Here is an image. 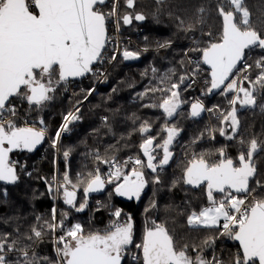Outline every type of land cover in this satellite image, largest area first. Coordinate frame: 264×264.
<instances>
[{"label": "snow or ice", "instance_id": "snow-or-ice-1", "mask_svg": "<svg viewBox=\"0 0 264 264\" xmlns=\"http://www.w3.org/2000/svg\"><path fill=\"white\" fill-rule=\"evenodd\" d=\"M135 3L136 0H125L126 7L130 9L135 7ZM164 3L165 0H156L157 5ZM105 4L106 0H0V181L15 184L19 180L16 166L9 160V153L14 149L32 151L45 136L44 129L17 127L11 119L4 120L5 111L12 116L16 114L11 98L19 97L29 105L42 106L53 99L51 93L56 91L57 86L67 82L70 77H83L93 72L92 65L103 60L109 18H117V29L120 20L124 25H129L133 20L146 19L142 12L119 15V0H113L108 12L99 7ZM160 10L158 7L157 12ZM215 10L222 21L218 35L214 37L211 30L204 32L201 29V35L208 37L206 46L200 47V42L194 39L195 46L189 51H198L202 63L210 69L208 92L220 89L228 81L222 91L236 94L229 101L233 106L232 110L223 115L222 119V123L229 124L232 132L236 133L240 121L235 105L239 102L243 106H256L255 93L264 89V56L255 60V68L259 72L256 79L251 80L247 73L253 68V64L247 63L246 51L264 49V11L253 21V13L246 6L245 0H220ZM197 12L203 14L205 9L201 7ZM172 14L169 12V15ZM176 19L180 25H185V20L180 16ZM205 23L203 15H197L195 21L187 24L184 30L193 31L197 25ZM166 46L167 42L159 44V47ZM138 57V52L123 51L125 60ZM111 59L114 60L115 56ZM189 63L195 65L192 70L194 77L202 70L200 62L189 60ZM237 74L242 78L230 79ZM185 79L186 77L181 76L180 82L183 83ZM244 81H248L251 88L244 87ZM178 88L179 84H172L170 96L159 105L169 117L179 106V93L175 91ZM88 95H91V90ZM191 108L193 117L205 110L200 102L193 103ZM77 119L79 117L72 112L64 116L65 123L56 132L53 147L60 139L61 132L67 131L68 124ZM40 123L43 124V120ZM165 130L167 139L163 144L154 145L152 137L144 139L140 144V149L147 158L146 163L139 157H129L121 164L115 157L103 160L97 153L98 161L110 165L107 178L97 168L94 173H88L86 178L78 177V183H73L65 172L63 182L57 185L56 191L63 192V202L76 212L84 211L88 194L101 191L106 183L115 185L116 196L139 200L149 183L143 169L146 167L152 173H157L158 168L162 169L172 158L169 145L177 135V130ZM148 131L147 123L141 126V133ZM219 134L226 136L225 128H220ZM227 139H234V135H228ZM244 143L241 139L240 144ZM157 147L162 149L163 156L158 163H154L156 156L153 152ZM259 147L257 139H251L247 149L239 151L235 161L227 155L224 147L216 150L218 158L214 161L208 158L210 153L193 154L183 170V183L202 188L208 201L207 207L188 214L187 224L190 227L217 230L218 236L205 239L204 246L213 245L221 236L237 241L239 249L228 264H264V177L258 172L254 160ZM68 155L65 151L64 156L67 158ZM129 164L132 167L126 171ZM152 183H161L158 174L154 176ZM79 184L85 185V200L77 205L76 190ZM175 184L176 181L173 182V187ZM52 190L49 185L48 191L51 193ZM3 194L7 195V192ZM217 194H220L219 199ZM156 207L153 200L145 212ZM112 216L114 219L104 230L85 232L81 223L65 228L68 213H63L58 220L57 210L53 207L51 219L44 220L39 227L33 226L26 239L39 241L45 231L54 234L60 230L61 234L53 240L56 261L39 257L35 252L30 254L27 247L17 246V240L9 242L6 234L0 236V264H122L131 251L130 246L142 253V257L132 254V259L139 264H225V261L215 255L211 259L205 258L201 254V246L185 244L177 247L165 224H157L155 221L151 222L150 227H145L140 243H134L131 215L127 214L126 219L121 222L122 210L116 208ZM36 219L40 221L42 217ZM12 252L19 253L20 259L10 261L8 253Z\"/></svg>", "mask_w": 264, "mask_h": 264}, {"label": "rangeland", "instance_id": "rangeland-1", "mask_svg": "<svg viewBox=\"0 0 264 264\" xmlns=\"http://www.w3.org/2000/svg\"><path fill=\"white\" fill-rule=\"evenodd\" d=\"M252 1V0H250ZM257 4L252 8L251 12L253 13V21H256L257 17L260 16V13L264 11V0H256ZM255 1V2H256ZM248 4H246L247 6ZM162 7L161 5H158ZM208 5L205 2L204 9L207 10ZM124 7L121 9V11L124 12ZM125 13V12H124ZM204 14V13H203ZM157 16H159V12H157ZM259 27V25L257 24ZM220 27H221V20H220ZM219 26L214 27V37L218 35L219 33ZM210 26L198 28V25L193 30V34L184 41L183 45L184 47L189 45L192 47L193 40L199 41L200 44H204L206 46L207 43V36L201 35V29L202 30H208ZM183 47V48H184ZM182 50V49H181ZM180 50V53H181ZM153 50H148L146 53L142 56L143 61L140 65L136 67H126L123 69H120L117 71L116 75H114L110 81H109V88L105 91H97V93L94 91V89L91 90V95H88L87 92H83L81 95L75 97V94H73L72 89L67 88L66 93L67 94H73V99H69L67 97H64V91L61 84L57 86L56 91L54 93H51L53 96V99L50 101L45 102L42 106H35V105H29L26 101L20 99L19 97L17 100L19 102H22L24 107L22 110L24 111V117L30 118L31 121L34 119H41L43 122L46 123L48 129L43 124H40L38 128L43 129L45 128V136H44V145L43 149L41 148L39 151L35 153L26 152L22 149L17 150L11 155L10 162H13L17 169V174L19 176V180L16 182L15 187L19 190H28L30 189L29 193V200L28 204H31L38 195V191L40 185L38 182L41 181V183H47L48 185H51L53 188V193L51 196L45 194L42 192L38 198H49L51 199L50 202L52 203V209L53 207L57 210V219L62 218V214L67 212L68 217L65 220V228L70 227L74 223H81L84 226L85 232L89 231H102L97 230L93 227L91 221H85L84 219H90L95 214L94 211L96 208L100 207L102 204H104V207L108 209L110 220L106 227L112 222L114 217L112 216V212L118 208L115 203L112 202V199L114 198L113 194V186H110L103 194L100 195V198L92 199L90 201H87V207L82 212H76L75 209L73 210H65L62 208L60 209L61 198L63 197V192H57L56 188L59 183L63 182V176L61 175L62 171L60 168V164L66 163L69 165L70 162H80L81 164H86L87 158L97 161V153L99 156L103 159V156L101 154V151L97 149H90L91 152H87L86 148L89 150V146L91 144L95 145L93 142H89L88 140H93L95 138H99L101 132H109L110 129H101L98 127L97 120L101 119L100 121H103L106 123L107 118L109 116H117L116 119H121L124 121H128L126 119H123L121 112H116L115 109L117 106L118 108L124 110L123 106L131 107V105L137 106L136 109L143 108L146 110L147 108L150 111V117L148 118L146 116V113L143 115H139V118L144 120L140 121L139 124H135L136 126V136L133 138V141L135 143L140 144L143 143L144 139L148 137L154 138V140H160L156 141L157 144H163V141L167 139V132H166V122H162V114L160 112L161 107H159L160 104L163 103V100L166 99L168 96H170V91L172 84H180V79L173 78L172 72L169 77H166L165 79L154 80L152 78H158V62L157 58L154 55H149L153 53ZM182 55V54H181ZM261 56H264V51H261L259 48H255L251 51H247V63L253 64V68L249 70V73H247L251 80H255L256 76L259 72V69L255 68V60L259 59ZM191 57V56H188ZM187 57V58H188ZM186 58V60H187ZM146 59V60H145ZM179 58H176L175 61L179 60ZM170 61H174V57H171L168 60H163V62L169 63ZM101 69V66L97 65L93 72H90V74L86 77V79H92L94 82V87L96 88L99 85V82H102L104 80L105 73L97 74V69ZM155 69V71H153ZM175 72H178L176 70ZM149 79V82L146 81V79ZM233 78H242L239 76V74L232 76ZM84 79V80H86ZM81 81H71L70 84L72 88L74 87L72 82H82ZM189 84V83H188ZM210 85V83H209ZM207 85L204 86V89L202 91V95L199 92H196V90L190 89L191 93L190 95H186L185 99L183 100V105L188 107L192 106L193 103L200 102L205 109V112L202 116L197 119L199 122L198 124L202 125L200 136L197 139H191L193 133L190 132V128L192 127V120L190 119V114L188 110H183L178 115V121L182 124H186L187 131H181L177 132V135L173 139L171 145H169V148H172V162L170 163L169 167L166 169H161L157 173L161 178V183L159 185L152 183L153 178L155 175L149 174L146 171V167L143 169L145 173V177L148 180V185L146 187L145 192L141 195L139 199V212L142 214L140 216L141 218V226L137 229V231L134 229V243H139V236L141 231L145 229V227H150L151 222L155 221L157 224L163 223L165 226L169 229L170 228V234L174 237L177 247H181L185 244H188L189 246L197 245L196 242H192L196 238L194 234L198 235L199 228L204 227H190L187 224V216L188 214L193 211H199L201 208L205 206V204L208 203L207 198L205 195H203V189L200 188L197 191L193 190H186L183 187V167H186L187 162L192 158L193 154L199 155L201 153H210L211 155L208 157L210 160L214 161L218 157L216 155V150L224 147L226 149L227 155L229 157L235 156V159L238 157L237 152L244 150V144L241 145L240 141L243 139V134L250 131V127H248V123L245 122L246 126H244V123H242V116L247 112L257 111L259 114L264 115V89H259V86L257 88L259 89L255 95L257 99L256 106H243L239 102L235 105L236 108V114L237 118L240 121L239 128L236 133L232 132L231 127L227 123H222L223 115L227 114L229 111L232 110V105H230L229 101L236 95L234 92H223L217 94V96L209 100L206 97L205 88ZM246 88H251V85L248 81H244L243 84ZM66 87V84H65ZM115 89V91H113ZM65 90V89H64ZM89 90V91H90ZM88 91V92H89ZM129 92V97L127 100H121L123 97L124 92ZM175 91H178L179 96L180 94H185L183 89L181 88V85H179L178 89H175ZM95 92V93H94ZM199 93V94H198ZM116 94L119 100H116L114 102L113 99H111V95ZM241 98L243 97V94L241 93ZM82 98V99H81ZM81 99V100H80ZM179 99H181L179 97ZM114 102V104H112ZM186 102V103H185ZM222 103H226L223 108L220 107ZM116 104V106H115ZM114 106V107H113ZM116 107V108H117ZM79 109L77 112L76 110ZM147 109V110H148ZM208 109H211V111H208ZM106 119H103V116H106ZM69 112H72L76 114L79 119L72 121L68 124V130L61 132L60 139L56 142L55 147H53V140H55V134L58 130H60L61 126L65 123L64 116L67 115ZM26 114V116H25ZM105 114V115H103ZM241 114V115H240ZM147 117V119H146ZM173 117V115H172ZM16 119V117L12 118L13 121ZM150 119L148 122L147 120ZM145 123L149 126V131L147 133H141L140 128ZM55 124L57 126H55ZM225 128L226 136H221L219 134L220 128ZM51 129L49 132L48 130ZM100 129V130H99ZM119 130L121 132H127L129 130V123L127 124H121L119 126ZM100 132V133H99ZM228 135H234V139L229 140L227 139ZM111 136L113 134L111 133ZM214 137V138H213ZM66 139L68 141L69 146L77 145L79 144L80 149H76L74 147H70L71 150L69 152L68 157L66 158L63 155V152H61L60 149V141L61 139ZM117 141H121L122 136L119 135L117 137ZM164 139V140H163ZM161 140H163L161 142ZM125 140H123L124 142ZM127 143V141H126ZM216 144H219L220 146H217ZM128 146V145H127ZM67 147V146H66ZM130 147H134V144L132 146H129L127 150L120 156L119 159L116 160L119 163H123V161L127 160L129 157L136 158L139 157L141 160H144L142 156H140L135 151H129ZM109 148V147H108ZM107 148V149H108ZM211 148V149H210ZM53 150L54 152V170L53 173H49L48 170H46V165L51 161L50 158L45 157V154L47 151ZM233 153H236L234 155ZM154 155L156 156V160L161 158L162 155V149L157 147L155 148ZM63 156V157H62ZM109 157V156H108ZM264 158V157H262ZM108 159V158H107ZM106 158L103 160H107ZM48 160V161H47ZM44 162V163H43ZM52 162V161H51ZM43 163V164H40ZM264 163V160L260 162ZM39 165L43 166L42 170L39 169ZM65 165V164H64ZM98 165V164H97ZM96 165V166H97ZM49 166V164H48ZM47 166V169L49 168ZM100 167L90 168L89 166L81 167L80 174L81 178H86L88 173H94L96 169L100 168L99 171L102 173L106 169L110 168L109 164L102 163L99 165ZM132 167V164H129L126 171H129ZM66 168V166H65ZM95 171H94V170ZM82 172V173H81ZM258 172L261 174V177H264V168L258 170ZM85 173V174H84ZM176 181L175 186L173 187V182ZM78 183L77 181H75ZM84 184H79L77 188V195L82 192L83 194V188ZM11 187H4L0 183V203L4 202V199H6V203L9 205L11 204V201L13 198L11 196L9 197L10 192L8 189ZM12 189V188H11ZM14 189V188H13ZM71 190V189H70ZM41 191L46 190V186H43V189ZM175 191V193H171ZM7 192V195H4L3 193ZM196 192V193H195ZM47 196V197H46ZM201 196L200 199H198ZM37 198V199H38ZM220 197H217L219 199ZM16 200V199H15ZM18 200V199H17ZM155 201L157 207L155 209H151L148 212H145V209L149 207L150 202ZM84 201H81L79 203H82ZM79 203L77 205H79ZM19 205V204H17ZM22 205V203H20ZM2 206V207H1ZM2 211L4 212V204L0 205ZM207 207V206H205ZM13 209V206L11 207ZM14 211H17L14 209ZM52 210L50 211V213ZM169 215V216H168ZM45 214L40 213L39 216L36 213L35 218L30 223V230L33 226L38 225L37 217H42L44 219ZM51 219V218H49ZM126 219V215L122 214L121 216V222H123ZM44 221V220H43ZM43 221H39V226L43 223ZM105 227V228H106ZM104 228V229H105ZM205 229V228H204ZM209 229V228H207ZM214 230V229H212ZM60 230H57L56 233H51L50 237L52 241L54 240L55 236L60 235ZM45 236V235H44ZM198 240V239H197ZM203 248V252L201 253L205 258L211 259V257L208 256V251H210V246H204L203 241L202 243L199 241ZM54 247V243H53ZM131 251L127 255V259L125 262L128 264H139L138 261H135L132 259V254L135 253L139 255V250L136 249L134 246H130ZM205 250V251H204ZM189 251L191 252V247L189 248ZM54 253L55 247H54ZM196 253H192V255H195ZM57 259V257H56Z\"/></svg>", "mask_w": 264, "mask_h": 264}, {"label": "trees", "instance_id": "trees-1", "mask_svg": "<svg viewBox=\"0 0 264 264\" xmlns=\"http://www.w3.org/2000/svg\"><path fill=\"white\" fill-rule=\"evenodd\" d=\"M255 1L256 0H252V1L245 0V3L248 4L247 7L250 9V11L255 6V4H257V1L256 2ZM205 2L207 3L208 8L204 12V14H199L197 12V10L201 7L204 8ZM219 2H220V0H165V3L163 5H161L162 7H160L156 4V0H136L135 7L130 9V8L126 7L125 0H119V5H118L119 15L122 16L125 13H133L134 14L136 12H142L146 16V19L144 20V22L142 24H138L135 20H133L131 25L126 26L123 24L122 20H120V22H119L120 29H121V35L124 38L129 37L131 39L130 44L125 43V50L131 51V52H138L139 57L137 59H132L131 61L126 62V60L123 58V52H121L117 57H115V59L111 63V60H112L111 57L113 55H110V59H108V58L103 59V60L99 61V63L97 64V65L101 66L100 73H102V72L105 73V76H104V80L102 82H100L96 88H93L95 85L94 84L95 81H93L92 79H88V80L86 79L82 82H72L73 83L72 85L74 86L73 88L71 85H68L69 82L67 81L65 83H61V85L64 86L63 87L64 97H67L69 99H73L72 98L74 96L73 94H75V97H77V96L81 95L83 92L88 93V91L90 89H94V91L96 93H97V91L102 92V91L107 90L109 88L108 83H109L110 79L114 75H116L117 71H119L120 69L126 68V67L130 68V67H136V66L140 65L143 61L142 56L146 53V51L153 50L154 52L149 54V55H154L157 58V62L159 64V66L157 68L159 76H158V78H152V79L159 80V82H160V79H165L166 77H169L171 75L170 74L171 72H172L173 78L176 77V79H180L181 76L186 77V79L183 81V83L179 84V85H181V88L183 89L185 94H180L179 97L181 99H179V106L177 107L176 111L173 113V117L172 116L169 117L164 112L163 109H160V112L162 114V119H161L162 122L167 123L166 128L173 127L177 130V132H181V131L186 132L187 131L186 124L182 125L178 121V115L181 113V111L187 109L189 114H190V119L193 122L192 127L190 128V132L193 133L191 139L199 138L202 125L198 124L199 122L197 121V119H199L200 116L193 117L191 115V110H192L191 106L186 107L183 105L182 102H183V100H186L185 99L186 95L192 94L190 89H193V87L188 84L189 75H188V64H187L186 58L188 56H192V57H196L198 60L201 61V55L198 51L197 52L189 51V49L193 48L195 45H193L191 47L189 44V45L184 47L181 44H183L184 41H186L191 36V34H193V31H185L184 28L186 27L187 24L193 23L195 21L197 15H203V18L206 21V23L204 25H198V28H202V27L204 28V27L210 26V28L208 30H203L204 32L211 30L214 33V27L215 26L220 27L221 18L218 17L216 10H215L216 6ZM111 5H112V3L109 0L105 6L100 7V8H101V10L108 12L111 8ZM123 7L125 8L124 9L125 13L123 11H121V9H123ZM158 7L161 9L159 11V16H157V8ZM169 12H172L173 14L169 15ZM177 16H180L182 19L185 20V25H183V26L180 25L179 21L176 19ZM221 24H222V21H221ZM138 30H142V34L138 38H136L135 33ZM207 41H208V39H207ZM166 42H167L166 47H159V44H164ZM204 46H205L204 44H200V47H204ZM145 49H147V50L145 51ZM180 50H181V53H180ZM260 50L264 51L263 49H260ZM185 53H187V55H185ZM171 57H174V61H170L169 63L163 62V60H168ZM179 57H180V59L175 61L176 58H179ZM176 70H178V72H175ZM208 75H209V71L204 68L203 76H205L206 79L209 81ZM150 79L151 78H149V79L147 78L146 81L149 82ZM209 82H208V84L205 88V92H204V93H206L207 99H209L208 98V88L210 86ZM65 84H66V87H65ZM69 87H70V89H72L73 94H67L66 93V89ZM122 94H123V97L121 98V100H123V101L127 100L129 95H130L129 92H127V91L122 93ZM216 96L217 95H215L212 99H214ZM111 99H113L114 102H116V100H119L120 98H118L117 95L114 94V95H111ZM212 99H209V100H212ZM114 102L112 104H114ZM225 104L226 103H222L220 105V107L223 108V106ZM11 105H13L15 107V111H16L15 117L16 118H20V119L25 118L26 119V117H24V111L22 110L23 108H25L22 102H19L17 99H14L13 101H11ZM115 106H116V104H115ZM116 107H115V109H110L109 111L116 110V112H121L123 119H126L128 121L116 119L117 116H114V117L109 116L107 118L106 123L104 122V120L103 121H100L101 119L97 120L98 127H100L102 130L103 129H110V131L109 132H101L99 138H95L93 140H88V143L93 142V143H95V145L91 144L88 147L89 150L86 148L87 152H89V151L91 152L92 150H90V149H95L96 151H97V149H99L101 151L103 159L108 158L107 160H111L113 157H116L117 159H119L120 156L127 150V148L134 144V147H130L129 151H135L140 156H143V152L141 151V149L139 147L140 142L135 143L133 141V138L136 136V130H135L136 125L135 124L136 123L139 124L140 121L141 122L144 121V120L139 118V115H143L144 113H146V116L148 117L150 115L149 109L148 108H147L148 110L147 109L144 110L143 108L136 109L137 106H135V105H131V107L123 106L124 110H122L118 107L116 108ZM107 113H108V111L105 113L106 116H103V119H106ZM105 114H103V115H105ZM25 116H26V114H25ZM241 116H242V120H243L241 122L244 123V126H246L245 122H247L248 127L251 128L249 132L243 134V140L245 142L244 143V150L247 149L248 142L251 139H253V138L257 139L260 147H259L257 153L254 155V160L256 162L257 169L259 170V168H260V170H261V168L262 169L264 168V163L260 164V162L264 160V158H262V157H264V115L259 114V112H257V111H252V112H249L248 114L246 112L245 114H243ZM147 117H146V119H147ZM147 121L149 122L150 119H148ZM14 122H18V121L14 120ZM127 123H129V130L127 132H121L119 130V126H121V124H127ZM43 125L46 127V129H48L45 122L43 123ZM55 126H57V125L55 124ZM48 131L50 132L51 129H49ZM111 133L113 134V136H111ZM119 135L122 136V139L120 142L117 141V138H115ZM66 139L67 138H65V140H64L62 138L60 141V143H61L60 149H61V152H63V155H64L65 151H67L68 153L70 152V150H71L70 147L80 149L79 144L69 146L68 141H66ZM123 140H125V141L123 142ZM163 140H161V142ZM126 141H127V143H126ZM156 141H160V140H154V145L157 144ZM160 144H158V145H160ZM216 145L220 146L219 144H216ZM42 149H43V146H42ZM170 151L172 152V148H170ZM237 153H239V152H237ZM233 154L236 155V153H233ZM153 155H154V152H153ZM162 156H163V153L161 155V158H162ZM45 157H46V159L51 157L50 160L52 162L50 161L48 163L49 166H48V164L46 165V163H44V162L43 163L46 166V170H48L49 173H53L54 166H55L54 161H53L54 160L53 150L47 151V153L45 154ZM231 158L234 161L237 159V158L235 159V156H233ZM160 159L155 160L154 163H158ZM43 163H40V164H43ZM101 164H102V162H100L98 160L94 161V160H91L88 158H87L86 164H81L80 162H70L68 165V164L62 162L60 164V168L62 171L61 175L64 176V173L67 172L69 174V177L72 180V182L76 183L75 181L78 182V177L81 178V174H80L81 167L89 166L90 168L91 167L95 168V167H100L99 165H101ZM47 166L49 167L48 169H47ZM65 166H66V168H65ZM168 167L169 166H167L166 168H168ZM42 168H43V166L39 165V169L42 170ZM183 168H185V167H183ZM146 171L149 174L157 175V173L159 172V168L157 170V173H152L147 168H146ZM15 184H11V185L2 184L6 188L7 187L12 188V189L9 188L8 191L10 192L9 197L11 196V198H13V200L11 201L10 205L8 203H6L7 198L4 199V202L0 203V205L4 204V210H5L3 212L1 209L2 206L0 207V236L7 234L9 236V242H11L12 240H17L18 241L17 246L18 247H27L30 251V254L32 252H35L37 256L48 257L51 261L55 262L56 256L54 253L53 241L50 237V235H51L50 232L45 231V234H44L45 236H43V238L39 241H37L35 239L33 241H29L26 239V236L31 234L29 226H30L31 221L35 218L36 213L38 214V216L40 213L45 214L44 219L40 220L41 222L43 220H50L49 218H51L50 211L52 210V203L50 202V200H51V199H49L50 197L46 198V199L38 198L42 192H44L45 194H47L49 196L52 195V193L49 194L48 192L41 191V189H43V186H46V190H47L49 185L47 183L42 184L41 181L38 182V184L41 187V188H39L40 191H38V195H37L38 199L36 198L31 204H28L29 193H31L30 189L28 188L27 191L23 190V189L19 190V189H16ZM113 185L114 184H107L106 183L105 190H107L108 188H110V186H113ZM114 187H115V185H114ZM183 187H184V183H183ZM184 189L191 190L190 188H185V187H184ZM105 190H104V192H105ZM145 190H146V188H145ZM145 190H144V192H145ZM103 193H101V194H103ZM171 193L174 194L175 191H173ZM101 194L89 196V197H87V201H90V200L96 199V198H100ZM113 194H114V188H113ZM217 197H220V196H217ZM200 198H201V196L198 199H200ZM60 200H61V202H59L60 209H61V205H62V208H64L65 210H71V211L73 210V208L71 206L66 205L63 202V197ZM84 200H85L84 192H83V194L81 192L79 194V196L77 195V197H76L77 204L81 201H84ZM112 202L115 203L116 206L122 210V214H124V215L130 214L131 215L132 221L134 224V229L137 231V229L141 226L140 216L142 215L139 212V200H136L135 198H133L131 200H122L114 194V198L112 199ZM20 203H22V205H20ZM17 204H19V205H17ZM12 206H13V209L11 208ZM205 206H208V203L205 204ZM14 209H16L17 211H14ZM94 213L95 214L93 215V217H91L90 219L86 218L84 220L85 221H91V223L95 229L104 230V228L106 227V225L108 224V222L110 220L108 209L104 207V204H102L100 207L96 208ZM37 227H39V221H38ZM168 230L170 231V228ZM198 230H199L198 235H196V233H195L194 236H196V238H193L194 240L192 241V242H196L197 246H201L199 241L202 243V241H204L205 239H207L210 236H218V232L216 229L212 230V229H207V228H205V229L199 228ZM143 231H141V233H140L139 243L141 241ZM223 237L224 236L217 238L215 240V243L210 246V251H208L209 252L208 256L213 257V255H215L218 258L225 261V264H228V262L231 260V257L237 253V251L239 249V243L232 240V239L227 243L223 242ZM139 255L142 257V253H140V251H139ZM8 258L10 261L14 262L17 259H20V256H19V253L12 252V253H8ZM126 259H127V256H126L125 260L123 261V264H128L127 262H125Z\"/></svg>", "mask_w": 264, "mask_h": 264}, {"label": "built area", "instance_id": "built-area-1", "mask_svg": "<svg viewBox=\"0 0 264 264\" xmlns=\"http://www.w3.org/2000/svg\"><path fill=\"white\" fill-rule=\"evenodd\" d=\"M110 1H111V3L113 2V0H110ZM116 23H117L116 17H111L107 21L106 26H107L108 40L106 42V46H105V49L103 52V59H107V58L110 59V55H114L115 57H117L121 52H123L125 50V43L130 44V42H131V39L129 37L124 38L121 35L120 24H119V29H117ZM141 34H142V30H138L135 33V37L138 38ZM189 60L200 62V67L202 70L199 73H197L194 77L192 76V70L195 67V65L193 63H189ZM112 62H113V60H111V63ZM187 64H188V75H189L188 83L190 86H192L196 90V92H199L202 95L203 94L202 91L204 89V86L207 85L209 82L206 79V77L203 76L204 67H203L200 60H198L196 57H192V56L187 58ZM96 72H97V74H100V69L98 68ZM12 118H14V116H12L9 112H7V111L4 112V120H9ZM110 170L111 169L108 168L104 172H102V173L100 172V174L103 177L107 178ZM230 240L231 239L228 237H225V236L223 237V242L227 243Z\"/></svg>", "mask_w": 264, "mask_h": 264}, {"label": "water", "instance_id": "water-1", "mask_svg": "<svg viewBox=\"0 0 264 264\" xmlns=\"http://www.w3.org/2000/svg\"><path fill=\"white\" fill-rule=\"evenodd\" d=\"M107 2H108V0H106V4H107ZM105 4V5H106ZM105 5H103V6H105ZM103 6H99V7H103ZM136 21V20H135ZM138 24H142L144 21H136ZM129 25H131V24H129ZM129 25H126V26H129ZM107 27V26H106ZM264 50V49H263ZM246 51H248V50H246ZM104 52V51H103ZM132 59H130V60H126V62H129V61H131ZM201 63H202V58H201ZM96 65V63L95 64H93L92 65V67H94ZM202 65H203V67L205 68V69H207L209 72H210V69H208V66L207 65H204L203 63H202ZM239 67V66H238ZM90 74V72L89 73H87V74H85V76H83V77H76V78H69L68 79V81H81V80H84V79H86V77L88 76ZM208 77H209V80L211 79L210 78V75H208ZM230 79H231V77H230ZM228 83V81H226L225 82V85ZM225 85H221V88L220 89H214V90H212L211 92H208V98L209 99H212L215 95H217L218 93H220L221 91H222V89H224V87H225ZM210 87V86H209ZM12 99V98H11ZM204 112H205V110L204 111H202L201 113H200V115L199 116H201V115H203L204 114ZM43 140L41 141V143L39 144V145H37L35 148H34V150H32L31 152H34L35 150H37L39 147H41V146H43ZM14 150H16V149H14ZM26 150V149H25ZM170 150V149H169ZM9 155H10V153H9ZM143 157H144V155H143ZM146 160H147V158L146 157H144ZM170 161H171V159H170ZM169 161V162H170ZM169 164V163H168ZM168 164L167 165H165V166H163V167H167L168 166ZM150 172H152L150 169H148ZM2 184H4V185H11V184H8V183H5V182H3V181H0ZM184 187L185 188H190V189H192L193 191H197V190H199L198 188H194V187H192V186H190V185H186V184H184ZM104 190H105V187H104V189H102L101 191H98V192H91V193H89L88 194V196L87 197H89V196H92V195H98V194H101V193H103L104 192ZM47 192L49 193V194H51L49 191H48V188H47ZM217 195H220V194H217ZM120 199H122V200H129L128 198H126V197H120V196H118ZM237 242V241H236ZM122 264H123V262H122Z\"/></svg>", "mask_w": 264, "mask_h": 264}, {"label": "flooded vegetation", "instance_id": "flooded-vegetation-1", "mask_svg": "<svg viewBox=\"0 0 264 264\" xmlns=\"http://www.w3.org/2000/svg\"><path fill=\"white\" fill-rule=\"evenodd\" d=\"M94 69V68H93ZM69 82V84L71 83V81H68ZM18 97H13L12 99H11V101H13L14 99H17ZM15 120H17L18 122H14V120H13V122L15 123V125L17 126V127H33V128H36L37 130H39L40 128H38V126L41 124L40 123V121H41V119H34V120H32L31 121V119L30 118H27V119H25V118H22V119H20V118H16ZM43 129H45V128H43ZM43 143H44V139H43ZM42 148V146L41 147H39L37 150H35L34 152H31V151H28V150H25V149H22V150H24V151H26V152H31V153H35L36 151H39L40 149ZM17 150H19V149H16V150H13L11 153H10V155H9V160H10V158H11V155L14 153V152H16ZM2 184V183H1ZM53 193V192H52Z\"/></svg>", "mask_w": 264, "mask_h": 264}, {"label": "crops", "instance_id": "crops-1", "mask_svg": "<svg viewBox=\"0 0 264 264\" xmlns=\"http://www.w3.org/2000/svg\"><path fill=\"white\" fill-rule=\"evenodd\" d=\"M171 128H173V127H171ZM170 149V148H169ZM162 153H163V151H162ZM142 158L144 159V161H145V163H146V159L142 156ZM172 162V158H171V161L169 162V164ZM169 164H168V166H169ZM166 167H163L162 169H165ZM159 170H161V168H159ZM192 190V189H191ZM217 196H220V195H217Z\"/></svg>", "mask_w": 264, "mask_h": 264}]
</instances>
